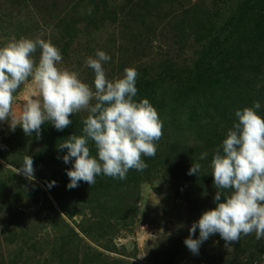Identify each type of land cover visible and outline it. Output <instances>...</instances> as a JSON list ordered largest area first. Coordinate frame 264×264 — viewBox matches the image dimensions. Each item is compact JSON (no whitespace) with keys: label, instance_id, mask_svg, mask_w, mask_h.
<instances>
[{"label":"rangeland","instance_id":"374dc122","mask_svg":"<svg viewBox=\"0 0 264 264\" xmlns=\"http://www.w3.org/2000/svg\"><path fill=\"white\" fill-rule=\"evenodd\" d=\"M22 36L50 40L60 67L90 85L97 50L111 57L110 80L134 67L135 99L157 110L163 136L144 171L69 189L74 158L65 164L58 145L83 134L86 112L62 131L46 122L39 137L0 122V264H264L255 233L229 245L217 233L198 255L184 244L216 206L210 163L236 110L258 101L264 117V0H0V46ZM23 96L22 86L14 108ZM25 155L34 181L15 173Z\"/></svg>","mask_w":264,"mask_h":264},{"label":"clouds","instance_id":"9594fccd","mask_svg":"<svg viewBox=\"0 0 264 264\" xmlns=\"http://www.w3.org/2000/svg\"><path fill=\"white\" fill-rule=\"evenodd\" d=\"M110 59L102 50L86 59V66L94 72L90 85L76 71L60 67L61 51L50 40L13 37L0 46V122L7 123L11 131L19 126L26 135L35 132L39 137L46 122L62 131L73 123L70 117L74 114L87 113L82 118L83 134L74 133L58 145L67 149L65 164L74 158L66 172L69 189L81 181L93 185L101 174L124 180L129 170L144 171L148 165L143 157L156 155L163 136L157 110L148 99H135L138 71L126 67L122 77L110 80L103 67ZM22 86L23 103L14 108ZM260 107L256 101L252 107L236 110L238 122L214 152L210 167L216 206L191 224L184 240L194 255L217 233L226 245L252 233L257 241L264 239V117L256 111ZM207 155L202 153L199 159ZM33 163L25 155L15 173L34 181ZM200 169V163H193L188 174L198 175ZM197 229L199 238L194 239Z\"/></svg>","mask_w":264,"mask_h":264}]
</instances>
